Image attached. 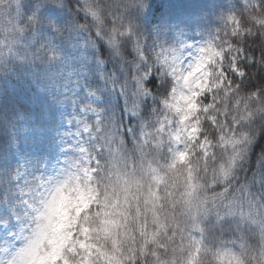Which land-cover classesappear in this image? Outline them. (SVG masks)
Returning a JSON list of instances; mask_svg holds the SVG:
<instances>
[{"label":"clouds","instance_id":"9594fccd","mask_svg":"<svg viewBox=\"0 0 264 264\" xmlns=\"http://www.w3.org/2000/svg\"><path fill=\"white\" fill-rule=\"evenodd\" d=\"M0 264H264V0H0Z\"/></svg>","mask_w":264,"mask_h":264}]
</instances>
